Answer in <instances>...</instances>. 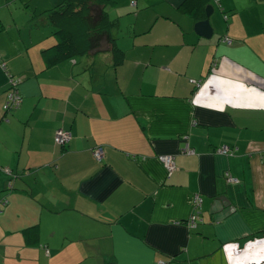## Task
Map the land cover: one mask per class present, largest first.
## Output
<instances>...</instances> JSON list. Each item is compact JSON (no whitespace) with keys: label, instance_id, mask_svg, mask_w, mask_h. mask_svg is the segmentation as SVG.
Segmentation results:
<instances>
[{"label":"crops","instance_id":"obj_1","mask_svg":"<svg viewBox=\"0 0 264 264\" xmlns=\"http://www.w3.org/2000/svg\"><path fill=\"white\" fill-rule=\"evenodd\" d=\"M114 1L116 64L45 66L59 0L12 30L0 17V264H264V0H208V39L184 0ZM9 78L20 102L5 111Z\"/></svg>","mask_w":264,"mask_h":264},{"label":"trees","instance_id":"obj_2","mask_svg":"<svg viewBox=\"0 0 264 264\" xmlns=\"http://www.w3.org/2000/svg\"><path fill=\"white\" fill-rule=\"evenodd\" d=\"M207 2L208 0H184L182 6L196 17L203 12ZM114 3V0H59L57 5L46 11L45 18L54 29L52 32L54 43L43 51L45 66H53L76 55L92 56L100 52H108L114 64L118 63L122 53L109 34L114 21L109 19L105 9ZM213 65L215 68L214 63ZM195 81H199L200 85V80ZM7 174L9 182L6 188L10 190L15 174L10 171ZM5 203L6 200L0 201L1 206ZM34 230L35 227L25 230V237Z\"/></svg>","mask_w":264,"mask_h":264},{"label":"built area","instance_id":"obj_3","mask_svg":"<svg viewBox=\"0 0 264 264\" xmlns=\"http://www.w3.org/2000/svg\"><path fill=\"white\" fill-rule=\"evenodd\" d=\"M222 41L228 42V40L224 39ZM0 66H3V63L0 61ZM214 67V65H212ZM17 81L16 79L9 78V92L7 93L5 103L3 106V109L5 111H10L11 109L15 108L18 103L20 102V98L17 94L16 91V86H17ZM189 83L193 84L195 87H199V81L195 80H189ZM69 140V133L67 131H56L54 136H53V143L55 145H63ZM182 154H191L192 150L188 149L187 146H185L181 150ZM216 153L222 154V155H227L229 153V150L227 147H221L219 149H216ZM93 157L98 161L101 157V149L96 148L92 151ZM159 160L169 173L173 169V162H172V157L170 156H164L160 157ZM8 172V171H7ZM226 181L228 183H234L235 179H232L230 176L225 174ZM200 204V198L198 195L193 196V208H197ZM201 222L200 217L197 215L196 212H192L188 219L185 221V225L187 229H194L198 223Z\"/></svg>","mask_w":264,"mask_h":264},{"label":"rangeland","instance_id":"obj_4","mask_svg":"<svg viewBox=\"0 0 264 264\" xmlns=\"http://www.w3.org/2000/svg\"><path fill=\"white\" fill-rule=\"evenodd\" d=\"M36 1L37 0H13L10 4H8L10 7V11L12 13L11 15L9 13H7V11H6L7 8L6 9L0 8V17H5V19L9 23V26L5 27V29H8V30L13 29V25L10 22L12 17H13L14 21L21 23L20 26H24L25 23L23 21L28 20L30 18V16L35 18L33 20L34 22H38L37 17H39L40 15H38V13L35 12L37 10L34 9V8H36V5L38 4V2L36 3ZM105 9L109 13V16L111 19L113 18V16L114 17L116 16L117 10L115 12L114 9H110L108 6ZM42 31L45 32V35H48L49 38H53V36L50 35V34H52L51 32L54 31V29L52 27H50V26H48V28L44 27Z\"/></svg>","mask_w":264,"mask_h":264},{"label":"water","instance_id":"obj_5","mask_svg":"<svg viewBox=\"0 0 264 264\" xmlns=\"http://www.w3.org/2000/svg\"><path fill=\"white\" fill-rule=\"evenodd\" d=\"M212 12L211 6L207 5L204 8V16L205 18L201 21L196 22L193 25L194 33L202 38L208 39L211 36V27L208 22V18Z\"/></svg>","mask_w":264,"mask_h":264},{"label":"clouds","instance_id":"obj_6","mask_svg":"<svg viewBox=\"0 0 264 264\" xmlns=\"http://www.w3.org/2000/svg\"><path fill=\"white\" fill-rule=\"evenodd\" d=\"M257 264H259V262H257Z\"/></svg>","mask_w":264,"mask_h":264}]
</instances>
